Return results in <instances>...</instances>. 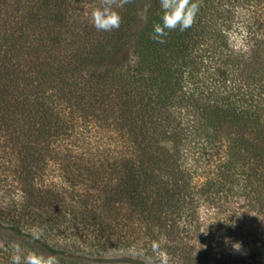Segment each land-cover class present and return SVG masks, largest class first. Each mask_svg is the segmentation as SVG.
<instances>
[{
  "label": "trees",
  "instance_id": "obj_1",
  "mask_svg": "<svg viewBox=\"0 0 264 264\" xmlns=\"http://www.w3.org/2000/svg\"><path fill=\"white\" fill-rule=\"evenodd\" d=\"M192 2L161 44L160 0L113 6L111 32L101 0H0V233L22 255L160 264L163 238L169 264H237L227 238L264 264V0Z\"/></svg>",
  "mask_w": 264,
  "mask_h": 264
},
{
  "label": "clouds",
  "instance_id": "obj_2",
  "mask_svg": "<svg viewBox=\"0 0 264 264\" xmlns=\"http://www.w3.org/2000/svg\"><path fill=\"white\" fill-rule=\"evenodd\" d=\"M102 7L97 8L92 13V23L97 31L111 32L118 30L122 23V17L114 10L122 8L124 5L131 3V0H101ZM160 6L163 11L161 17L162 23L154 25L152 39L158 43H166L163 39L168 32L179 29L185 31L193 26L199 11V5L192 0H160ZM235 224H226V227L235 228ZM32 236L34 239H40L41 230L33 229ZM202 234L209 235V232L202 229ZM161 241H153L151 249L160 260V264H169V258L165 251L161 250ZM225 244L230 245L234 252L244 254L241 242H231L227 238ZM14 254L12 255V264H59L55 256H45L43 254L29 251L26 255H22V250L18 244L13 245ZM147 264H152L149 258Z\"/></svg>",
  "mask_w": 264,
  "mask_h": 264
},
{
  "label": "rangeland",
  "instance_id": "obj_3",
  "mask_svg": "<svg viewBox=\"0 0 264 264\" xmlns=\"http://www.w3.org/2000/svg\"><path fill=\"white\" fill-rule=\"evenodd\" d=\"M202 240H211V239H202ZM216 240H222L223 241V247H224V254L229 255L231 254L233 258L237 261V264H255L256 258H250L248 257L251 253L247 250V248H243L244 254H240L237 252H234L230 245L225 244V239H213ZM231 242H236V239H228ZM192 242L198 243L199 239H191ZM258 244L264 243V239H257ZM13 245H15L14 241L12 239H9V235L0 233V264H11L10 261V251H12ZM262 250L264 252V246L262 247ZM214 257L215 254H209V264H214Z\"/></svg>",
  "mask_w": 264,
  "mask_h": 264
}]
</instances>
